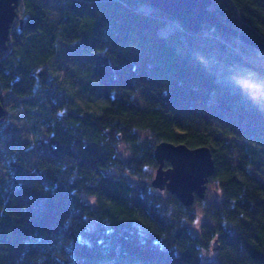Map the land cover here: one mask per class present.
Instances as JSON below:
<instances>
[{
    "label": "trees",
    "instance_id": "obj_1",
    "mask_svg": "<svg viewBox=\"0 0 264 264\" xmlns=\"http://www.w3.org/2000/svg\"><path fill=\"white\" fill-rule=\"evenodd\" d=\"M53 2L56 19L21 0L0 48V264H264V68L236 52L253 47L144 0ZM212 9L264 41V0ZM10 110L32 122L34 163L8 156L32 145L12 139ZM163 140L210 147L212 201L151 185Z\"/></svg>",
    "mask_w": 264,
    "mask_h": 264
},
{
    "label": "water",
    "instance_id": "obj_2",
    "mask_svg": "<svg viewBox=\"0 0 264 264\" xmlns=\"http://www.w3.org/2000/svg\"><path fill=\"white\" fill-rule=\"evenodd\" d=\"M154 9L176 19L188 32L199 33L204 24L241 39L243 43L264 51V42L246 35L224 24L212 9L213 0H144ZM21 0H0V48L6 49L12 25L22 18L18 14ZM5 113L0 94V119ZM153 155L158 165L151 185L156 189H166L186 206L192 205L196 198L203 199L209 178L214 172V159L209 146L189 147L184 143L160 141L155 144ZM165 162L168 166L165 167ZM218 196V194H217ZM213 259L218 252V241L212 242Z\"/></svg>",
    "mask_w": 264,
    "mask_h": 264
},
{
    "label": "rangeland",
    "instance_id": "obj_3",
    "mask_svg": "<svg viewBox=\"0 0 264 264\" xmlns=\"http://www.w3.org/2000/svg\"><path fill=\"white\" fill-rule=\"evenodd\" d=\"M38 1L47 8V10L50 13L51 17L53 19H56L55 3L53 2V0H38ZM142 9L146 10L147 7L143 6ZM18 14H19V16L21 14V3L19 5V7H18ZM176 26H177V23H175L174 21H170L160 31L162 33H166L168 31L172 30L173 28H175ZM235 38H237V44L238 45L241 44V42H242L241 39L238 38V37H235ZM244 44H246V43H244ZM236 52L239 53L240 55H244L245 58L247 60H249V62H251L252 64H256L257 66H261V67L264 68V56L262 55V52H264V51L253 47V50L247 51L246 53L242 52V50H239V49H237ZM83 71H85V70H83ZM80 76L83 77L84 73L81 72ZM78 90H80L79 87H77L75 85L71 86V91L76 92ZM79 93H81L80 96H83L81 90H80ZM78 102L80 104H84L83 102H80L79 100H78ZM22 105H23V102H22ZM91 105L95 106L96 104L93 103ZM34 111L39 113L38 114L39 118H42L43 112H42L41 109L38 111V109L36 108V109H34ZM7 122L10 124V127L13 130L12 131V139L17 140L20 143H27V142H30V141L32 143V139H35L34 138V133L31 131L32 122H31L30 118L28 116H26L25 114H22L19 111L17 112L15 110H10L8 112ZM43 135L46 138V134H43ZM260 139L262 141H264V136H261ZM38 153H39L38 149L35 148L34 144L32 143L31 146H24L23 148L13 149L12 150V155H10V153H8V156H10V160H13L15 158V159L24 160L26 163H34ZM3 162H4L3 146L0 144V178L1 179H5L8 176L7 175V169L5 167H3V164H2ZM26 165H29V164H26ZM260 168L262 170V175H263V178H264V167L260 166ZM27 179H28L27 175L21 176V180H25L26 181ZM208 187H209V182H208V186H207V190H206L205 199H207V201L210 202V201L213 200L212 196H211L212 190L211 189L209 190ZM192 207H193V210L196 212V218H195L194 222H203L205 219H204V216H203L202 211L200 209V206H197V205L194 204ZM198 230H199V226H195L194 227V231L196 232V234L198 233ZM219 251H220V246H218V252ZM209 255L211 256V251H210V253L207 256L209 257Z\"/></svg>",
    "mask_w": 264,
    "mask_h": 264
}]
</instances>
